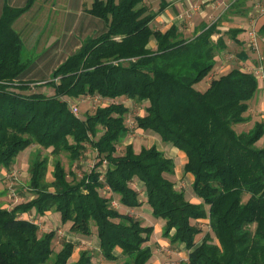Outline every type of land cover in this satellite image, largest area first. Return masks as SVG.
<instances>
[{
  "label": "trees",
  "instance_id": "16d2710c",
  "mask_svg": "<svg viewBox=\"0 0 264 264\" xmlns=\"http://www.w3.org/2000/svg\"><path fill=\"white\" fill-rule=\"evenodd\" d=\"M33 2L5 3L0 11V174L31 144L49 153L37 152L30 161L31 198L11 208L0 204V264H93L89 249L69 261L73 240L64 239L54 251L56 231L39 233L35 221L20 216L31 210L59 213L75 235L95 234L100 253L115 264H151L153 226L121 208L143 203L162 219V237L187 249L182 264H264V147L256 145L264 118L248 130L234 128L250 120L245 113L258 79L239 67L214 74L215 57L226 47L217 24H204L188 39L175 24L163 31L153 28L159 9L146 0H92L86 11L104 28L85 36L53 67L49 80L38 82L28 76L31 63L22 59V38L13 25ZM165 5L160 0V9ZM238 31L227 30L233 38ZM215 33L221 34L213 41ZM258 34L264 39V22ZM205 77L203 89L195 86ZM46 84L50 95L36 89ZM79 96L147 102L145 113L135 117L136 127L184 154L182 169L192 176L199 201L186 198L168 178L175 162L156 145L135 151L128 142L117 153L127 132L124 103L100 104L80 117L70 108ZM87 145L97 159L78 177L58 155L66 151L74 161ZM48 154L53 156L50 180ZM135 179L144 188V200L131 185ZM113 196L120 207L112 205ZM199 219H208L211 232L196 242L201 228L192 220Z\"/></svg>",
  "mask_w": 264,
  "mask_h": 264
},
{
  "label": "rangeland",
  "instance_id": "374dc122",
  "mask_svg": "<svg viewBox=\"0 0 264 264\" xmlns=\"http://www.w3.org/2000/svg\"><path fill=\"white\" fill-rule=\"evenodd\" d=\"M83 5L90 6L92 0H82ZM259 1V0H258ZM158 0H146V3L152 7L157 6ZM41 9L39 10H29V14L25 16L23 24L14 25L16 28L19 27V33L22 38V59L31 63V70L29 71V77H32V80L38 82H44L50 79V73L54 66H56L61 60H63L68 54L73 52L76 47V39L83 38V32H79V28L71 27L62 32V29H57V26H54L51 22V19L47 22V25L42 24V15L46 12V7L42 5V1L39 2ZM255 5L257 2H254ZM57 6V14L59 10H68L69 7H65L63 2L55 0ZM264 4V3H259ZM39 6V4H38ZM264 6V5H263ZM85 8V7H84ZM83 8H81L82 10ZM258 9V7H257ZM72 13L75 12L74 9H70ZM261 13V12H259ZM257 19L254 13H252ZM257 14V12H256ZM91 15V14H90ZM253 15L249 19L253 17ZM261 14H259L260 16ZM93 16V15H92ZM96 19L94 21H88L87 32L89 35H96L104 28L103 21L93 16ZM264 22V14L258 19L257 23L254 22L246 27L248 29L254 28L257 33V39L255 40V45H253L248 39V34L246 33V40H244V46H240L235 43L229 34L224 33L226 42V47L221 50L217 55L216 65L217 68L213 70L215 75H219L227 72L233 67L243 66L240 61V53H245L249 55L251 61L249 65L245 66V70H251L252 67L258 64L259 58H262L264 64V39L259 36L258 29L261 24ZM66 33V34H65ZM68 33L70 35H68ZM53 35L49 41H46L48 35ZM56 36L62 35L63 37H70L69 41L58 40L53 41ZM85 37V36H84ZM213 39V38H212ZM213 39V41H215ZM51 44L54 46L49 47ZM247 56V55H246ZM207 77L196 83L200 89H203L205 86V81ZM37 90L45 92L47 95L52 94L51 86L43 85L41 88H36ZM71 99V98H70ZM110 101L122 102L128 107V112L125 115V124L127 126V132L124 135L123 139L117 144V153L121 152L125 144L131 142L135 151H138L141 146H150L156 145L160 150H162L165 155L171 157L175 162V173L168 174V178L174 181L175 187L181 189L185 192L186 198L192 201H199V198L194 194L191 187L192 176L188 173H185L182 169L185 162L184 154L175 148L172 144L164 143L161 141L158 134L149 131L141 130L139 127H136L135 117L137 115H143L145 113V107L147 102L142 101L138 102L133 99L121 96L114 100L103 99L98 96H79L77 98H72L70 104L77 107V114L80 117H84L86 113L92 112L97 105L105 104ZM245 115L250 116V120L238 123L234 125L236 131L248 130L252 127L255 120H261L264 118V76L258 77V90L256 94L252 97L249 103V109ZM256 145L258 147H264V134L257 140ZM38 152V153H37ZM39 156L49 153L48 149H43L42 147L31 144L26 149L20 151L15 159V162L8 168L6 171L1 172L0 174V204L11 208L15 204L25 201L33 195L32 190L29 188L28 179H29V164L32 157H35V154ZM96 151L90 146L87 145L86 149L83 150L80 156L72 161L70 154L66 151H62L58 157L61 160L63 166L67 171H74L78 177L82 175L83 172L88 171L92 168L96 161ZM48 170L46 173V180L51 179V170L53 163V156L48 154ZM71 177L68 175V179ZM139 193V197L143 199L144 197V188L142 184L136 179L131 183ZM104 193V190H102ZM105 193H108L107 191ZM104 193V194H105ZM246 199V197H244ZM144 200V199H143ZM113 202V203H112ZM112 205L115 207H120L117 202L116 196L112 197ZM122 210L133 213L138 219L142 220L143 224L152 225L153 231L150 235L148 244L152 250V256L150 258L151 264H182L183 261L187 259V249L183 244L179 243H170L166 238L162 237V225L163 221L160 218H156L152 215L149 204L143 203L141 206L129 207L124 204H121ZM58 213V212H57ZM20 216L27 219L35 221L39 226V233L54 229L56 231V236L52 241V248L54 251L58 250L61 246V243L64 239L73 240L76 243L75 250L70 257L69 261H74L78 257V253L82 249H89L92 251V262L93 264H115L118 261H110L105 259L99 251L98 241L95 234L90 236H80L72 233L68 225L63 224L60 221L59 213L58 215L55 212L48 211L44 215H38L33 210L21 213ZM201 228V232L198 233L195 237V241L199 242L205 232H211L208 219H199L198 221L192 220ZM213 235V234H212ZM214 242H217L216 239H213Z\"/></svg>",
  "mask_w": 264,
  "mask_h": 264
},
{
  "label": "crops",
  "instance_id": "0c3cea01",
  "mask_svg": "<svg viewBox=\"0 0 264 264\" xmlns=\"http://www.w3.org/2000/svg\"><path fill=\"white\" fill-rule=\"evenodd\" d=\"M25 1L26 0H0V11L5 3H8L12 6H21ZM40 1H42L43 3L41 4L46 7V12L42 15V24L47 25V22L51 19L52 24L58 27L57 29H62L61 33L71 27H77V29L79 28V32L84 33L82 36L84 38V36L89 35L87 32L88 21L96 22L95 17L86 11V9L90 6H82V0H58L59 3L63 2L65 7H69L68 10H59L58 14L56 13L58 10L55 0H34L29 10L41 9L39 3ZM165 2L166 5L162 9L159 7L160 0H158L157 6L151 7L153 10L159 9L158 14L151 22V26L153 28L163 31L170 25L175 24L178 26L183 36L189 39L197 34L200 31L201 26L204 24L215 23L217 24V29L221 31L224 40L225 37L223 34H229L232 40L240 46H244L246 43L244 41L246 40V27L249 26V23L252 24L254 22L256 24L261 15L263 16L264 14L259 13L257 9V4L264 3V0H165ZM254 2H257L256 5ZM81 8L83 9L81 10ZM70 9H74L75 12L72 13ZM29 10L21 14L14 21L13 25H22L24 19H27L25 16L29 14L27 13ZM252 13L257 16V19H253L255 17ZM259 14L261 15L259 16ZM252 15L253 17L249 19V16L251 17ZM229 28L239 29L234 38L232 36V32H227ZM16 29L20 30L19 27ZM221 33L213 34L212 38H217ZM68 35L70 34L68 33ZM52 36H54V34H49L46 38V41H49ZM61 36L62 35H55V37H53V41L58 40ZM82 39H76L74 47L77 48L80 45ZM60 40L69 41L70 37L62 36ZM225 42H227V40H225ZM149 45L154 48V41H151ZM51 46L52 44L49 47ZM240 55L241 57L243 56L242 53H240ZM246 55L247 56L245 59L241 58L240 63L242 65L244 64L243 66L239 67L241 69H244L245 66H248L250 63L249 61H251L249 55ZM217 57L218 55L215 57L216 60ZM217 68L219 67H217L215 64L213 70L215 71Z\"/></svg>",
  "mask_w": 264,
  "mask_h": 264
},
{
  "label": "built area",
  "instance_id": "2783aa9c",
  "mask_svg": "<svg viewBox=\"0 0 264 264\" xmlns=\"http://www.w3.org/2000/svg\"><path fill=\"white\" fill-rule=\"evenodd\" d=\"M232 1H235V0H232ZM257 7H258V11L261 12V13H264V6L262 4H257ZM247 36H248V39L250 40V42L255 45V40L257 39V33H256V30L254 28L252 29H248L247 31ZM249 71H252L254 73V75L257 77H263L264 76V64L262 62V58H259L258 60V64L254 67L251 68V70ZM70 108L72 110L73 113L77 114V107L75 105H72L70 104ZM113 203V202H112Z\"/></svg>",
  "mask_w": 264,
  "mask_h": 264
}]
</instances>
